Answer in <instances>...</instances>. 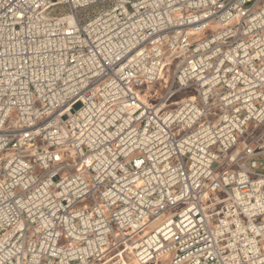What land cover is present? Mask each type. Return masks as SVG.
Segmentation results:
<instances>
[{
	"label": "built area",
	"instance_id": "obj_1",
	"mask_svg": "<svg viewBox=\"0 0 264 264\" xmlns=\"http://www.w3.org/2000/svg\"><path fill=\"white\" fill-rule=\"evenodd\" d=\"M263 164L264 0H0V264H264Z\"/></svg>",
	"mask_w": 264,
	"mask_h": 264
},
{
	"label": "rangeland",
	"instance_id": "obj_2",
	"mask_svg": "<svg viewBox=\"0 0 264 264\" xmlns=\"http://www.w3.org/2000/svg\"><path fill=\"white\" fill-rule=\"evenodd\" d=\"M174 67H175V62L172 63L170 66H169V72L167 73V78L165 79V81L163 82H159L157 83V85L155 86V89L153 92H155V94L157 95H160L161 93L165 92L166 90V87L169 83V81L171 80V77H172V74H173V70H174ZM168 79V80H167ZM194 94V91L192 90H189V91H183V92H179L177 93L173 98H172V101H179L183 98H186L187 96L189 95H192ZM171 106V105H170ZM13 116H14V113H13ZM252 125H250L251 127ZM264 170V164L259 167L256 171L259 173V172H262ZM39 170L37 169L35 171V173H38ZM151 264H167V262H158V263H151Z\"/></svg>",
	"mask_w": 264,
	"mask_h": 264
},
{
	"label": "bare ground",
	"instance_id": "obj_3",
	"mask_svg": "<svg viewBox=\"0 0 264 264\" xmlns=\"http://www.w3.org/2000/svg\"><path fill=\"white\" fill-rule=\"evenodd\" d=\"M192 96V95H191ZM161 262H164V261H161Z\"/></svg>",
	"mask_w": 264,
	"mask_h": 264
}]
</instances>
